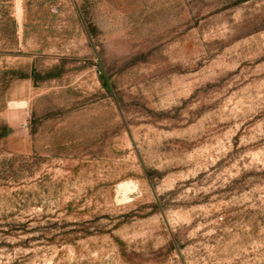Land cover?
<instances>
[{
	"label": "rangeland",
	"instance_id": "obj_1",
	"mask_svg": "<svg viewBox=\"0 0 264 264\" xmlns=\"http://www.w3.org/2000/svg\"><path fill=\"white\" fill-rule=\"evenodd\" d=\"M0 264H264V0H0Z\"/></svg>",
	"mask_w": 264,
	"mask_h": 264
},
{
	"label": "bare ground",
	"instance_id": "obj_2",
	"mask_svg": "<svg viewBox=\"0 0 264 264\" xmlns=\"http://www.w3.org/2000/svg\"><path fill=\"white\" fill-rule=\"evenodd\" d=\"M131 183H132V182H131ZM131 185H133V184H131ZM133 186H135V185H133ZM129 187H130V186H129ZM122 189H123V188H122ZM132 189H133V187H132ZM127 192H128V191H127ZM123 194H125V193H123ZM123 194H122V195H123Z\"/></svg>",
	"mask_w": 264,
	"mask_h": 264
}]
</instances>
